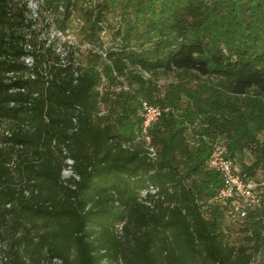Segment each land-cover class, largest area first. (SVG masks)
Returning a JSON list of instances; mask_svg holds the SVG:
<instances>
[{
  "label": "trees",
  "instance_id": "1",
  "mask_svg": "<svg viewBox=\"0 0 264 264\" xmlns=\"http://www.w3.org/2000/svg\"><path fill=\"white\" fill-rule=\"evenodd\" d=\"M42 1L61 29L75 15L91 40L108 28V0ZM126 6L124 24L114 29L118 41L105 51L115 72H197L218 84L185 87L183 116L164 113L152 127L153 157L133 142L143 119L137 106L125 105L115 118L100 114V72L82 71L70 45L63 61L55 39L46 45L38 33L28 36L35 29L27 3L0 0V119L14 123L0 134V236L9 218L23 227L28 264L45 257L65 264H262L264 207L252 234L231 241L227 211L211 201L223 179L208 158L211 141L225 134L245 179L264 170V0ZM28 71L36 76L25 77ZM201 114L207 125L191 140L186 121ZM67 157L78 177L66 180ZM150 184L158 190L142 194ZM11 264L27 263L18 255Z\"/></svg>",
  "mask_w": 264,
  "mask_h": 264
},
{
  "label": "rangeland",
  "instance_id": "2",
  "mask_svg": "<svg viewBox=\"0 0 264 264\" xmlns=\"http://www.w3.org/2000/svg\"><path fill=\"white\" fill-rule=\"evenodd\" d=\"M111 3V12L109 13V25L104 31H101L97 40H91L86 37L84 29L85 22L82 18L75 15L68 21L67 27L63 34L57 38V42H62L65 45H70L76 53V60L81 70L94 69L100 72L101 82L99 84L100 89V103L98 112L104 115H111L115 118L122 110L124 106L131 105L132 102L137 106L136 114L142 118V99H150L153 102L159 103L169 109L165 113L174 112L177 116H183L184 109L190 104V100L186 94L185 87H196L201 82H214L218 84L217 78L209 79L206 76H202L197 72H179V71H159L157 73H149L136 67H130L123 74L115 72L110 67V62L106 57L105 51L107 48L114 47L118 39L115 35V28H120L125 22L124 12L127 9L126 0H108ZM18 7L27 3L26 16L29 21L32 22V28L35 32L31 34H41L42 36H53L54 30L57 27V22L54 19V15L45 8L43 1L41 0H15ZM38 6H37V5ZM32 7L35 10L32 11ZM27 30L29 29L26 27ZM30 33V30L27 31ZM51 34V35H50ZM220 89H223V85H220ZM160 99V100H158ZM161 99L165 100V103H160ZM114 109V110H113ZM141 121H138V125L135 129L133 142L141 144L145 149L147 143L141 134ZM207 125L204 115H195L192 121H186L187 134L191 140L198 138L203 133V128ZM14 126L13 121L8 119H0V134L2 132H10ZM206 136V135H203ZM262 136V134H261ZM220 137L225 138V134H221ZM0 142V147H1ZM244 159L247 161L252 160V154L247 151ZM238 162L241 158L237 157ZM65 178L72 176V171L69 167H65L63 170ZM256 180L264 179V170H259ZM263 203L260 206L252 207L249 210L248 217L235 224L231 221L229 215H226L225 224L231 241L242 242L245 237L244 234L251 233L254 227V220L256 217L261 216ZM23 227L18 229L13 228L12 219L9 218L3 227V235L0 236V264H11L16 256L22 255V258L28 264L31 259L28 257L26 251H30V247L22 241V236L25 233ZM32 236L37 240L36 230H32ZM48 256V252L45 253ZM49 257L42 259V264H65L56 260H49ZM122 264H125L124 258ZM260 263L264 264V254L260 259Z\"/></svg>",
  "mask_w": 264,
  "mask_h": 264
},
{
  "label": "built area",
  "instance_id": "3",
  "mask_svg": "<svg viewBox=\"0 0 264 264\" xmlns=\"http://www.w3.org/2000/svg\"><path fill=\"white\" fill-rule=\"evenodd\" d=\"M31 10L34 11L35 7H32ZM64 30L65 29H61L57 26L52 37L49 35L42 36L41 34H38L40 41L45 39L47 40L46 45L51 44L54 39L56 40L54 48L59 54H61L63 61L65 60L69 45H65L62 42H57V38L65 36V34H63ZM30 34L31 32L28 34V36H30ZM26 46L29 50H34V46L31 42L28 41ZM24 60L28 65L33 66L35 61L34 54H26L24 56ZM76 73H78L77 70ZM24 76L35 77L36 73L34 71H28L24 74ZM22 89L25 90V87H23ZM141 102L143 118L140 128L141 134L143 135L144 140L147 143L149 154L155 157L157 155V149L153 143V135L151 130L154 124L169 108L164 107L161 104L153 102L147 98L142 99ZM211 144L212 150L208 158V166L219 171L223 179V185L214 194L211 201L224 207L231 221L235 224H238L248 217L250 208L260 206L263 203L262 197L264 196V179H245L243 177L240 172L239 165L229 153V148L224 138L215 137L211 141ZM66 161L67 164L64 166V168L69 167L72 171V176L78 177L73 168L74 159L72 157H67ZM69 178L65 179L67 180ZM157 190V186H155L154 184H150L148 188L142 191V194L145 195L148 191L156 192ZM52 260L63 263V260L58 257H55ZM103 264H122V259L119 258L114 261L104 259Z\"/></svg>",
  "mask_w": 264,
  "mask_h": 264
}]
</instances>
